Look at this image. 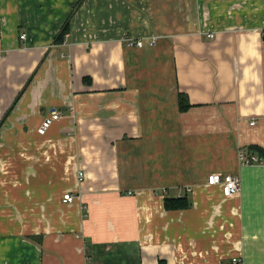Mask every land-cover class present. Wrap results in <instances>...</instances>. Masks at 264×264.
Returning a JSON list of instances; mask_svg holds the SVG:
<instances>
[{
	"label": "crops",
	"instance_id": "obj_1",
	"mask_svg": "<svg viewBox=\"0 0 264 264\" xmlns=\"http://www.w3.org/2000/svg\"><path fill=\"white\" fill-rule=\"evenodd\" d=\"M78 1L0 0V264H264V0Z\"/></svg>",
	"mask_w": 264,
	"mask_h": 264
},
{
	"label": "built area",
	"instance_id": "obj_2",
	"mask_svg": "<svg viewBox=\"0 0 264 264\" xmlns=\"http://www.w3.org/2000/svg\"><path fill=\"white\" fill-rule=\"evenodd\" d=\"M209 37H213V35H209ZM20 39H25V34H21L19 36ZM124 42L129 47H143V42L141 40L133 39V38H125ZM155 43V38H152L149 42L150 45ZM61 113L59 111H52L50 114L45 116L40 122L39 126L36 128V133L40 136L45 135L47 130L57 121L61 119ZM253 124V123H252ZM239 163L241 165H251V164H263L258 158L251 154L247 155L245 151H239ZM82 176V174L80 175ZM206 185L210 187H219L221 191V195L224 198L232 197L239 193L240 191V181L237 175L226 174H211L206 179ZM76 200V197L71 193H64L62 196V201L64 203L71 204ZM236 259H234L235 261Z\"/></svg>",
	"mask_w": 264,
	"mask_h": 264
},
{
	"label": "trees",
	"instance_id": "obj_3",
	"mask_svg": "<svg viewBox=\"0 0 264 264\" xmlns=\"http://www.w3.org/2000/svg\"><path fill=\"white\" fill-rule=\"evenodd\" d=\"M82 0H79L75 7H78ZM69 32V19L63 24L58 35L56 36V42L63 40L65 35ZM263 40H264V30H263ZM178 104L179 110L185 111L190 106L187 103L186 96L179 94L178 95ZM247 155L256 154L258 160L264 164V150L258 146L251 145L246 148ZM164 207L166 210H183L189 207V200L187 197H177V198H167L164 200Z\"/></svg>",
	"mask_w": 264,
	"mask_h": 264
}]
</instances>
